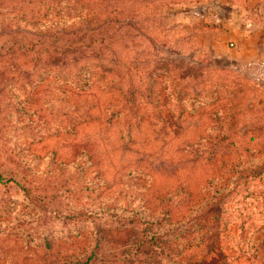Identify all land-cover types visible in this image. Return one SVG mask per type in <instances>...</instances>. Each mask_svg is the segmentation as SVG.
I'll list each match as a JSON object with an SVG mask.
<instances>
[{
    "label": "rangeland",
    "instance_id": "1",
    "mask_svg": "<svg viewBox=\"0 0 264 264\" xmlns=\"http://www.w3.org/2000/svg\"><path fill=\"white\" fill-rule=\"evenodd\" d=\"M87 1L73 63L0 0V264H264V84L214 53L221 0Z\"/></svg>",
    "mask_w": 264,
    "mask_h": 264
},
{
    "label": "trees",
    "instance_id": "2",
    "mask_svg": "<svg viewBox=\"0 0 264 264\" xmlns=\"http://www.w3.org/2000/svg\"><path fill=\"white\" fill-rule=\"evenodd\" d=\"M85 2L90 3L87 0H33L34 8L32 11L30 10L28 12L30 14L31 19L47 18L48 20L51 21L50 25L46 29V32L49 31V34L52 33L53 39L61 35L64 36V38H66L64 42L65 49L60 54H62L63 56L71 54L72 56L69 59L73 63H78V61L81 58L78 49L81 48L82 45L83 32H93L98 27H105L106 25L111 24V19L106 17L102 20H98L96 22L97 24L95 23L96 27L90 26L92 27L91 29L90 27L87 28L86 26H81L79 19L81 18V15L85 9L84 6ZM91 4L92 2L90 3V5ZM87 9H88V16L91 19H94L95 18L94 8H87ZM9 14L10 13L5 12V16H7L6 17L7 20H14L12 16H10ZM22 14H25V12ZM62 17H64V19H61ZM68 19H72L75 22L69 23L68 26L58 25L59 23H61L62 20H68ZM76 19H78V21ZM15 32L17 34L20 33L18 30H16ZM32 35L37 36L39 38L38 40H36L37 43L38 42L40 43L43 38L47 37L46 34H32ZM96 41H101V40L98 39ZM57 51H56V47H54L53 52L55 53ZM51 66L53 67L54 72L58 68L56 64H53ZM97 77H98V72L94 71V68L89 72H84L80 68L73 75H71L69 78L66 79L68 81L66 82V85L70 91L69 93L76 96L85 95L88 92L87 89V85L89 86L88 82L90 80H97ZM0 179H1V174H0ZM207 231H205L204 234H202L201 236L202 239H204ZM188 235L191 236L192 235L191 232H189ZM202 239L197 238V240H202Z\"/></svg>",
    "mask_w": 264,
    "mask_h": 264
},
{
    "label": "crops",
    "instance_id": "3",
    "mask_svg": "<svg viewBox=\"0 0 264 264\" xmlns=\"http://www.w3.org/2000/svg\"><path fill=\"white\" fill-rule=\"evenodd\" d=\"M220 5L227 11L220 15L217 10L212 15L222 29V38L213 44L214 53L240 66L249 67V63L264 66V3L258 7L250 0L243 3L221 0ZM225 42L232 47L226 49ZM248 69L252 74L255 71L254 67ZM262 79L264 84V71Z\"/></svg>",
    "mask_w": 264,
    "mask_h": 264
},
{
    "label": "built area",
    "instance_id": "4",
    "mask_svg": "<svg viewBox=\"0 0 264 264\" xmlns=\"http://www.w3.org/2000/svg\"><path fill=\"white\" fill-rule=\"evenodd\" d=\"M249 67H254L255 71L253 72L256 76L262 77L263 76V71H264V66L260 63L254 64V63H249Z\"/></svg>",
    "mask_w": 264,
    "mask_h": 264
}]
</instances>
